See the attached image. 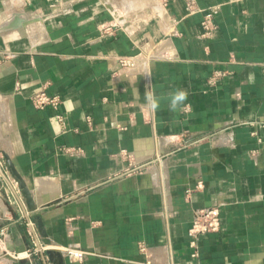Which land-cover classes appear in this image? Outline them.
<instances>
[{
	"label": "crops",
	"instance_id": "obj_1",
	"mask_svg": "<svg viewBox=\"0 0 264 264\" xmlns=\"http://www.w3.org/2000/svg\"><path fill=\"white\" fill-rule=\"evenodd\" d=\"M122 57L139 64L125 69ZM43 89L61 97L64 129L31 103ZM179 90L187 99L173 111ZM208 207L222 228L194 259L188 230ZM38 218L52 247L88 253L65 264H264V0H0V226L11 250L34 246L32 225L46 247ZM45 252L12 264H52Z\"/></svg>",
	"mask_w": 264,
	"mask_h": 264
},
{
	"label": "built area",
	"instance_id": "obj_2",
	"mask_svg": "<svg viewBox=\"0 0 264 264\" xmlns=\"http://www.w3.org/2000/svg\"><path fill=\"white\" fill-rule=\"evenodd\" d=\"M219 12V7L211 8L208 13H206L204 20L202 22L203 33L202 37L211 38L215 30L217 29L214 23V17ZM138 57L126 58L122 57L119 59V63L125 69L135 68L139 64ZM31 103L37 109L51 108L57 112L56 119L59 124L65 128V117L59 112V108L62 105V99L57 95H49L45 89L34 94L31 98ZM70 152L73 149H66ZM141 166L134 167L127 174L133 171H138ZM204 184L202 181L197 183L196 189H203ZM188 192H191L189 190ZM222 228L221 213L218 207H208L204 209H197L194 211V217L192 220V225L188 230L189 237V247L191 249V257L194 259L200 256V246L199 241L202 236L209 235L211 233H218ZM9 229L7 226H0V263L12 264L14 262H20L24 260H32L34 257L38 256L41 250L46 251L49 246L38 248L37 243V233L32 225V229L28 232L30 238L33 240L34 246L23 252H16L8 247L7 236ZM145 249L143 248L142 251ZM64 257L74 263H82L87 257L88 253L83 250L78 245H69L61 250ZM169 264H173L171 261Z\"/></svg>",
	"mask_w": 264,
	"mask_h": 264
},
{
	"label": "water",
	"instance_id": "obj_3",
	"mask_svg": "<svg viewBox=\"0 0 264 264\" xmlns=\"http://www.w3.org/2000/svg\"><path fill=\"white\" fill-rule=\"evenodd\" d=\"M18 22L14 23L12 25L13 27L20 26L22 21L17 20ZM4 161L6 162L8 171L12 178L18 183V188L20 191V194L22 198L25 200L26 206L28 211H34L36 208V204L34 201L33 193L31 189L29 188L28 184L26 183L25 179L22 177V175L17 171L15 168L12 160L10 159V156L6 152H2ZM4 172L1 170V177H4ZM6 206L9 208V210L12 212L13 215H15V212L13 208L8 204V202L5 201ZM37 229L40 234V237L43 239V243L46 246H49L50 248L46 250L44 253L45 258L50 261L52 264H65V257L63 252L60 249H57L53 245L52 240L49 238L46 227L44 225V222L41 218L37 219Z\"/></svg>",
	"mask_w": 264,
	"mask_h": 264
},
{
	"label": "clouds",
	"instance_id": "obj_4",
	"mask_svg": "<svg viewBox=\"0 0 264 264\" xmlns=\"http://www.w3.org/2000/svg\"><path fill=\"white\" fill-rule=\"evenodd\" d=\"M146 99L149 102L151 109L155 110L159 107V102L153 94H148ZM187 99V93L183 90H179L172 94L170 108L175 111L180 103Z\"/></svg>",
	"mask_w": 264,
	"mask_h": 264
}]
</instances>
